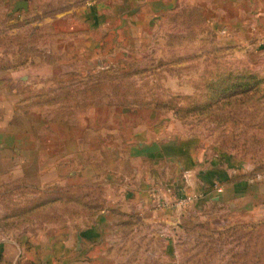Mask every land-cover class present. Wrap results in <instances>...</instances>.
<instances>
[{
    "label": "crops",
    "instance_id": "obj_1",
    "mask_svg": "<svg viewBox=\"0 0 264 264\" xmlns=\"http://www.w3.org/2000/svg\"><path fill=\"white\" fill-rule=\"evenodd\" d=\"M185 8H197L221 44L237 53L264 54V0H87L76 13L55 19L65 42L59 50L70 55L69 66L45 65L39 72H52L53 78L37 81L15 80L12 72L0 78V204L25 200L4 195L14 186L79 184L102 180L97 179L102 174L107 184H127L119 195L106 196L115 210L106 208L86 228L49 227L45 231L51 234L32 247L24 226L21 235L0 234V264H123L115 244L123 253L133 248L141 256L136 259L133 250L127 264H177V233L204 207H232V197L252 195L250 180L234 178L231 159L200 144L177 142L149 120L136 122L132 116L127 122L118 112L105 113L97 124L92 111L79 124L51 119L43 108L29 106L32 88L54 86L67 71L87 76L93 60L99 59L104 70L117 68L128 53L147 44L151 55H161L155 47L161 49L162 41L189 37L176 20ZM100 153L105 163L96 162ZM196 168L193 184L188 175ZM156 189L154 196L169 202L183 189L198 196L182 207L158 208Z\"/></svg>",
    "mask_w": 264,
    "mask_h": 264
},
{
    "label": "rangeland",
    "instance_id": "obj_2",
    "mask_svg": "<svg viewBox=\"0 0 264 264\" xmlns=\"http://www.w3.org/2000/svg\"><path fill=\"white\" fill-rule=\"evenodd\" d=\"M17 1L0 0V78L9 72L15 80L53 78L39 69L71 63L59 50L65 42L55 19L76 13L87 0H27L28 9L15 10ZM202 17L197 8H185L175 19L189 37L162 41L161 49L155 47L161 55H151L147 44L128 53L117 68L104 70L99 59L93 60L87 76L67 71L54 86L32 88L29 106L43 108L51 119L79 124L92 111L97 124L105 113L125 114L127 122L136 116V122L149 120L175 141L200 144L231 159L234 178L250 180L252 195L232 197V207H204L177 233V264H264V54L237 53L221 44ZM97 155L96 162L105 163ZM103 175L97 176L103 181L79 184L14 186L4 195L25 200L0 204V234L21 235L24 226L32 247L51 234L45 231L49 227H88L106 208L115 210L106 196L119 195L127 185L107 184ZM119 246L113 251L121 263H129L133 250L136 258V249L123 253Z\"/></svg>",
    "mask_w": 264,
    "mask_h": 264
},
{
    "label": "built area",
    "instance_id": "obj_3",
    "mask_svg": "<svg viewBox=\"0 0 264 264\" xmlns=\"http://www.w3.org/2000/svg\"><path fill=\"white\" fill-rule=\"evenodd\" d=\"M218 191H222L221 188H218V186L215 187ZM155 195V191H153V196ZM197 194L192 195V194H182L179 195L176 199H173L172 201H167L166 199H163L161 197H153L155 204L157 205L158 208L165 207L167 205H173L175 207H182L185 206L192 201H194L197 198Z\"/></svg>",
    "mask_w": 264,
    "mask_h": 264
},
{
    "label": "water",
    "instance_id": "obj_4",
    "mask_svg": "<svg viewBox=\"0 0 264 264\" xmlns=\"http://www.w3.org/2000/svg\"><path fill=\"white\" fill-rule=\"evenodd\" d=\"M29 7V3L27 0H19L17 1L16 3V6H15V10L19 9V8H24V9H28ZM200 171V169L196 168V169H193L192 171L189 172V175H188V179L194 184V181H195V178H196V175L197 173Z\"/></svg>",
    "mask_w": 264,
    "mask_h": 264
}]
</instances>
